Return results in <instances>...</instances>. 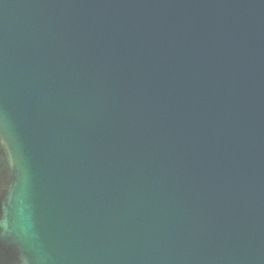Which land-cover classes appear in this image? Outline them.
<instances>
[{
  "label": "water",
  "instance_id": "95a60500",
  "mask_svg": "<svg viewBox=\"0 0 264 264\" xmlns=\"http://www.w3.org/2000/svg\"><path fill=\"white\" fill-rule=\"evenodd\" d=\"M0 264H264V0H0Z\"/></svg>",
  "mask_w": 264,
  "mask_h": 264
}]
</instances>
